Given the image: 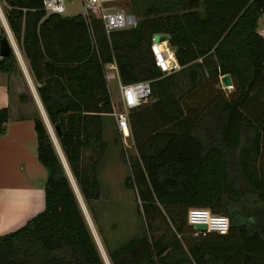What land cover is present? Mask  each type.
Instances as JSON below:
<instances>
[{
	"label": "trees",
	"instance_id": "trees-1",
	"mask_svg": "<svg viewBox=\"0 0 264 264\" xmlns=\"http://www.w3.org/2000/svg\"><path fill=\"white\" fill-rule=\"evenodd\" d=\"M3 1L109 264H264V37L257 32L264 0H129L138 24L109 36L96 16L89 26L80 13H47L42 0ZM154 33L168 34L178 72L162 74L154 64ZM17 60L11 48L0 71ZM108 62L123 83L150 79L154 98L129 111L135 151L123 184L136 194L140 231L113 246L93 207L108 146ZM224 73L231 89L221 86ZM7 116L0 108V133ZM34 129L47 170L44 205L0 234V264H106L42 115ZM191 206L226 214L228 232L194 235Z\"/></svg>",
	"mask_w": 264,
	"mask_h": 264
},
{
	"label": "crops",
	"instance_id": "crops-1",
	"mask_svg": "<svg viewBox=\"0 0 264 264\" xmlns=\"http://www.w3.org/2000/svg\"><path fill=\"white\" fill-rule=\"evenodd\" d=\"M163 40L168 42V38ZM108 71L106 69V78ZM116 78L118 81L117 74ZM26 80L18 67L11 72L0 71V108L8 111L0 133V234L20 226L44 205L47 170L37 157L34 129V118L41 115V110ZM107 84L109 88L108 80ZM21 93L27 95L25 99L20 98ZM152 100L154 98L150 97L146 102ZM131 140L135 151L132 136ZM248 218L254 221L252 214Z\"/></svg>",
	"mask_w": 264,
	"mask_h": 264
},
{
	"label": "built area",
	"instance_id": "built-area-1",
	"mask_svg": "<svg viewBox=\"0 0 264 264\" xmlns=\"http://www.w3.org/2000/svg\"><path fill=\"white\" fill-rule=\"evenodd\" d=\"M75 1L79 2L81 7V10H78L76 13H80L89 26H91V21L94 16L99 18L108 36L110 32L114 30L134 27L138 24L139 17L135 12L129 9V0ZM67 7L65 0H42V8L47 13L64 14ZM257 32L264 37V21H259ZM150 51L154 64L162 74H169L181 68L180 63L175 57L173 47L168 42H165V40H154L152 35ZM105 68L108 70L113 68L118 77V88L123 106H117L110 98V114L114 118L118 132L123 134L124 132L130 131L129 111L150 99L152 95L151 80L140 79L123 83L120 81L115 62L106 63ZM223 88L231 89L232 87L227 86ZM187 219L193 226L194 223L206 224V229L204 230L195 228L194 235L200 233L205 234L206 231H215L219 234H225L228 232L230 226V220L226 214L214 213L209 208L201 206L189 207Z\"/></svg>",
	"mask_w": 264,
	"mask_h": 264
},
{
	"label": "rangeland",
	"instance_id": "rangeland-1",
	"mask_svg": "<svg viewBox=\"0 0 264 264\" xmlns=\"http://www.w3.org/2000/svg\"><path fill=\"white\" fill-rule=\"evenodd\" d=\"M65 1L68 7L64 14H73L81 10L79 2L75 0ZM3 2V0H0L1 9ZM137 16L140 17L138 14ZM259 21H264V14L261 15ZM0 24L3 27L2 23ZM0 35H6L5 29L0 31ZM16 67L22 71L19 61ZM114 71L112 68L107 73L109 92L113 102L117 106L122 107L123 103ZM180 82L183 87L188 85L183 78L180 79ZM26 85L31 91L27 80ZM225 89L228 90V88ZM129 132L120 134L113 125L111 115H108L107 124L103 130V137L107 141L108 146L98 167L101 197L93 202V207L96 209L97 218L110 246L140 231L141 216L139 214L140 209L135 201L136 194L133 190L125 188L123 184L124 177L130 170L129 154L134 152L131 147L132 140Z\"/></svg>",
	"mask_w": 264,
	"mask_h": 264
},
{
	"label": "water",
	"instance_id": "water-1",
	"mask_svg": "<svg viewBox=\"0 0 264 264\" xmlns=\"http://www.w3.org/2000/svg\"><path fill=\"white\" fill-rule=\"evenodd\" d=\"M0 13H1V15H0V23H2V25H3V27H4L5 31H6V35H0V56L7 55L10 52L11 48L14 50V52H15V54L17 56V59H18L20 65L22 67V70H23V72H24V74L26 76V79H27V81H28V83H29V85L31 87V91H32L33 95L35 96V98H36V100H37V102H38V104L40 106L41 115H42L43 119L45 120V123H46V125H47V127H48V129H49V131L51 133L52 139H53V141H54V143L56 145L58 153L60 154L62 162H63V164H64V166H65V168H66V170L68 172V175H69V177L71 179V182H72L73 187H74V189L76 191L78 200L80 202V205L82 207L84 215H85V217L87 219L89 227H90V229L92 231V234H93V236L95 238L97 246H98V248L100 250V253L102 254L106 264H109V261H108L107 255L105 253V250H104V248L102 247V245L100 243V239L96 235V233L94 232V229L91 227V224H90V221H89V217H88V214H87V209L85 207V203H84V201L82 199V196H81V194H80V192H79V190L77 188V185H76V183H75V181H74V179L72 177V174H71V172H70V170L68 168L66 160H65V158L63 156V153H62V151H61V149L59 147V144H58L57 138L55 136V133H54V131L52 129V126H51V124H50V122H49V120H48V118L46 116V113L44 111L42 103H41V101H40V99L38 97L36 88H35V86L33 84L31 76L29 74V71H28V69H27V67H26V65H25V63L23 61L22 55H21V53H20V51L18 49L16 41L14 40L13 34H12V32H11L9 26H8V23L6 21V18L4 16V13H3L1 8H0ZM167 38H168V34L167 33H154L153 34V39L157 40V41H160V40H163V39H167ZM220 82L222 83L223 87H227V86H231L232 87V79H231V76H230L229 73L222 74L220 76ZM194 226L197 229H201V230L206 229V224L205 223H194Z\"/></svg>",
	"mask_w": 264,
	"mask_h": 264
},
{
	"label": "bare ground",
	"instance_id": "bare-ground-1",
	"mask_svg": "<svg viewBox=\"0 0 264 264\" xmlns=\"http://www.w3.org/2000/svg\"><path fill=\"white\" fill-rule=\"evenodd\" d=\"M0 15H1V13H0ZM14 40H15V39H14ZM85 207H86V205H85ZM86 209H87V207H86ZM87 214H88V217H89V221H90L91 227L94 229V232H95L96 235L99 237L98 232H97V230H96V227H95V225H94V222H93V220H92V218H91V216H90V213H89L88 209H87ZM99 239H100V238H99ZM100 243H101V245H102L101 240H100ZM102 247H103V245H102ZM103 248H104V247H103Z\"/></svg>",
	"mask_w": 264,
	"mask_h": 264
}]
</instances>
